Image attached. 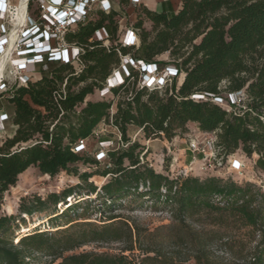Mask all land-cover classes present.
Listing matches in <instances>:
<instances>
[{
    "label": "trees",
    "instance_id": "16d2710c",
    "mask_svg": "<svg viewBox=\"0 0 264 264\" xmlns=\"http://www.w3.org/2000/svg\"><path fill=\"white\" fill-rule=\"evenodd\" d=\"M125 3L118 0V5ZM180 3L176 12L137 6L131 24L136 46L120 42L121 11H95L63 35L80 49L77 62H49L38 77L1 95L13 105L7 119L13 129L0 136V207L3 194L30 166L50 177L65 172L78 183L44 199L29 195L19 200L18 210L26 215L47 203L55 208L46 215L44 229L38 223L14 238V228L24 219L0 215V264H29L34 257L47 258L37 264H264L263 190L209 174L170 178L147 163L149 149L128 133L133 129L147 140L171 141L187 134L192 124L214 133V163L223 165L240 150L247 157L256 155L264 170V0ZM103 27L107 38L99 40L94 33ZM124 55L158 69L171 65L176 75L160 86H141V72L128 65L118 85L88 99L106 87ZM161 55L166 60H159ZM235 92L241 93L239 104L230 111L214 99L228 103ZM106 122L119 140L101 159L74 151L79 140ZM79 163L95 168L81 171ZM93 176L105 178L104 183L95 185L89 181ZM85 200L95 206L81 207ZM138 201L169 210L175 233L157 235L158 227L144 233L118 215L101 216L98 224L87 215ZM194 217L200 218L201 239L191 240L192 254L186 258L181 256L189 245L185 221ZM110 242L121 243L124 250L78 251Z\"/></svg>",
    "mask_w": 264,
    "mask_h": 264
},
{
    "label": "rangeland",
    "instance_id": "374dc122",
    "mask_svg": "<svg viewBox=\"0 0 264 264\" xmlns=\"http://www.w3.org/2000/svg\"><path fill=\"white\" fill-rule=\"evenodd\" d=\"M18 0H7L10 5H16ZM113 7L119 9L118 0H111ZM37 0H32L29 4H27V14L35 19L39 20L38 15L40 11V7L38 6ZM122 10V9H121ZM122 16L124 17L122 20H119V37L123 36L126 32V29L131 26V24L135 21L133 17H128L127 14L122 12ZM25 19V18H24ZM10 19L5 17L4 20H0V34L4 31L6 34L13 29V25L9 21ZM28 25H30L28 23ZM149 24H146L148 27ZM18 35V33H17ZM6 45H9V38L7 39ZM18 44V42H17ZM5 45V46H6ZM7 46L5 48H7ZM12 44L10 49V57L8 63L4 69V75L2 80L0 81V114L3 113L7 117L13 111V105L10 104L5 96H1L6 93L9 88L15 83L21 82L18 79L19 75H23L24 72L19 70L20 67L16 64V58H20V52L15 51L16 47H13ZM166 55L159 56V60H166ZM51 64L48 63V67ZM129 64H126L124 67L127 68ZM46 67L42 66L41 63L39 65H34L29 70V74H32L33 77H38L42 71H45ZM136 69V68H134ZM139 69V68H138ZM125 69L122 67L119 69V75L124 74ZM142 71V69H141ZM141 73H144L143 71ZM148 75V81L157 82L160 75H157L155 71L149 73H145ZM146 78V77H145ZM100 93L95 91L93 94L88 96V99H98L100 97ZM238 103V102H237ZM236 105V104H234ZM224 108L228 110H232V106H226L225 103L222 104ZM13 127L10 124V121L6 120L5 122L0 123V136L10 135ZM132 139H136L142 145L149 149V154L146 156V161L149 165L153 167L155 171L162 172L168 175L170 178L172 177H186L188 175L196 176L199 178H204L206 175H215L218 177H222L224 179H232L238 183L249 182L260 188L264 191V170L257 166V156L252 155L251 157L245 156L240 150L236 151L235 154L226 159L225 164L220 166H215L213 163V157L210 156L207 152H202L201 150H195L190 147V142L194 141L197 143V146L200 147L203 145L205 141V136L202 132L198 131L196 127L192 124L188 127V133L182 136H178L173 138L171 141H167L163 138H155L154 140H147L143 137V134L140 132H136L133 129H130L129 132ZM119 140V134L116 132L114 127L106 123H101L94 135L90 136L86 141H84V146L82 148L81 153L84 155H95L98 158L101 152H105L107 148H110L116 144V141ZM237 161L239 164L231 163L232 161ZM103 164H100V168L103 167ZM78 167L81 171H90L91 168L95 167H87L78 164ZM89 181H92L95 185L100 186L104 183L105 178L100 176H93ZM78 183V179L75 177L68 176L65 172H61L59 175L50 177L49 175L41 174L37 168L30 166L26 170V172L20 176L14 186H11L9 190H7L3 194L2 205L0 207V215H14V217H22L24 222L22 224H18L14 229V238L16 236L29 233V231L33 230V227L38 223H42L39 228L44 229L48 226V221L45 218L47 214L52 213L55 208L52 205L47 203L41 211L33 212L31 214H23L18 210V206L20 204V199L22 197H28L29 195H37L40 198L44 199V197L50 193H60V191L68 186H75ZM93 200V199H92ZM92 200H85L81 207L85 204H89ZM144 201V200H141ZM132 202L129 204H125L123 207L114 208L109 212L103 213L100 215L99 213L88 211V217L91 220L96 221V223H100L99 220H103L100 217L109 215H118L120 219L123 221L129 222V224H135L138 226L140 230H143L144 233L155 232L157 227L160 229L157 232V235L170 234L173 235L175 233V223L172 220L171 213L169 210L163 209L161 206H153L150 203L144 202ZM92 206H95V202L90 203ZM63 205H57L56 209L62 208ZM93 210V209H92ZM61 223V222H59ZM186 230L184 233H187L189 236L188 246H186L182 252V257H190L192 254L191 249L194 244L191 243L193 239H201V228H200V218H189L185 221ZM15 241V239H14ZM102 251L107 253H118L121 250H124V246L119 242H110L109 244H87L81 246L78 251ZM136 253H138L136 251ZM47 259V258H46ZM46 259H42L39 257H34L33 260H29V264H37L38 262L42 263L46 261Z\"/></svg>",
    "mask_w": 264,
    "mask_h": 264
},
{
    "label": "built area",
    "instance_id": "2783aa9c",
    "mask_svg": "<svg viewBox=\"0 0 264 264\" xmlns=\"http://www.w3.org/2000/svg\"><path fill=\"white\" fill-rule=\"evenodd\" d=\"M6 1L7 0H0V4L2 3L6 5L5 11H2L0 8V20H4L5 17H7L10 19L9 21L12 24L11 10L13 9V5H10ZM31 1L32 0H28L26 3L25 19L23 25L17 31L18 35L16 34L13 41V47H16L17 45V49H15V51L20 52V58H16V64L20 67L19 70L24 72L23 75H19L18 77L21 82L15 83L14 85H24V83L30 77H33L31 76L32 74H29V70L34 65H39L41 63L42 66L46 67L49 62H77L78 52L80 49L73 44L71 45L66 43L65 39L63 38L64 33L67 30L75 27L78 23H84L87 17L91 16L95 11L99 10L102 12H109L112 8H114L113 5H111V0H37L39 4L38 6L40 7L37 18L39 20L37 21L27 14V4H29ZM130 2L135 4L138 2V0H130ZM28 23L30 25H28ZM12 25L14 28V24ZM11 31L7 34L3 31L0 34V44L7 43V39L9 38ZM94 36L99 40H104L107 38V31L103 27L95 31ZM120 42L124 46H136L139 42L136 31L133 30L131 26L127 28L125 34L120 37ZM126 64H129V66H132L136 69L139 68L140 72H144L141 73V80L139 81V85L141 86H160L163 82L176 75V69L171 65L158 69L154 63L146 64L140 60L133 62L130 56L124 55L121 57L119 67L116 68L106 79V87L99 91L100 95H104L109 87L116 86L121 82L122 76L128 72V69L124 67ZM121 67L125 69V71L124 74L119 75V69ZM153 71H155L157 75L161 76L157 82H154V80L148 81V75L145 74H150V72ZM240 94V92L229 94L228 103H225L223 99L219 97L214 99L221 105L225 103L226 106H232L234 104H239L237 97ZM7 119L8 117L5 114H0V123L5 122ZM202 134L205 136L203 145L198 147L197 143L192 141L189 144L190 147L194 148L195 150H201L203 153L207 152L210 154V156L214 157V133L203 132ZM84 141L86 140H79L75 145L74 151L81 150L84 146ZM103 154L104 153L101 152L98 159H101ZM231 163H233V165L239 164V162L235 160ZM214 165L220 166L222 163H214Z\"/></svg>",
    "mask_w": 264,
    "mask_h": 264
},
{
    "label": "bare ground",
    "instance_id": "6f19581e",
    "mask_svg": "<svg viewBox=\"0 0 264 264\" xmlns=\"http://www.w3.org/2000/svg\"><path fill=\"white\" fill-rule=\"evenodd\" d=\"M28 0H18L16 5H13V9L11 10V18H12V24H14V28L12 29L10 35H9V45L7 46L6 43L0 44V81L3 78L4 75V69L6 64L8 63L9 60V55H10V49L14 41V37L17 34V31L19 28L23 25L24 18H25V10H26V3ZM6 5L5 4H0V8L2 11H5ZM9 9V8H8ZM13 27V26H12ZM7 48H5L6 46ZM26 172V171H25ZM25 172L21 173L19 175L22 176ZM47 175V174H45ZM18 239V238H17Z\"/></svg>",
    "mask_w": 264,
    "mask_h": 264
},
{
    "label": "crops",
    "instance_id": "0c3cea01",
    "mask_svg": "<svg viewBox=\"0 0 264 264\" xmlns=\"http://www.w3.org/2000/svg\"><path fill=\"white\" fill-rule=\"evenodd\" d=\"M126 3L124 5H119V9L117 11L124 12L128 15V17H133L135 19L136 15V7L139 5L146 6L149 10H154L157 12L161 11H173L176 12L180 7L181 3L180 0H138L137 3L133 4L130 0H125ZM122 9V10H121ZM124 17H120L119 20H122Z\"/></svg>",
    "mask_w": 264,
    "mask_h": 264
}]
</instances>
